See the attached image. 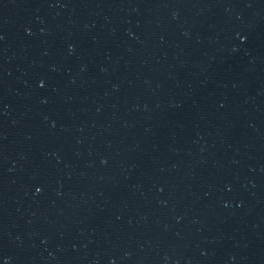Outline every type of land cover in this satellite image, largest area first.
<instances>
[{"label": "water", "instance_id": "95a60500", "mask_svg": "<svg viewBox=\"0 0 264 264\" xmlns=\"http://www.w3.org/2000/svg\"><path fill=\"white\" fill-rule=\"evenodd\" d=\"M101 264H264V0H23Z\"/></svg>", "mask_w": 264, "mask_h": 264}]
</instances>
